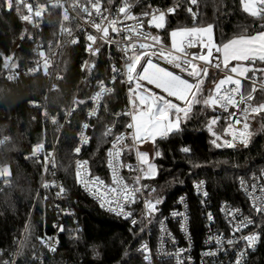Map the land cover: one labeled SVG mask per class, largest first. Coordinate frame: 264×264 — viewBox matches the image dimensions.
<instances>
[{
    "label": "trees",
    "instance_id": "16d2710c",
    "mask_svg": "<svg viewBox=\"0 0 264 264\" xmlns=\"http://www.w3.org/2000/svg\"><path fill=\"white\" fill-rule=\"evenodd\" d=\"M112 0H100L103 7H108ZM174 0H129L130 12L134 14L148 11L153 6H170ZM193 12L195 21L185 5L178 6L168 18L162 36L168 39L174 29L214 26V39L222 44L240 35H252L262 30L264 20L253 18L245 13L240 0H197ZM49 30L46 39L60 44V32L64 28L60 11L53 9L47 18ZM31 28L22 18V9L9 11L0 0V139L9 141L0 147V168L8 167L11 176L0 178V264L7 262L19 242L16 264H35L33 257L40 252L39 239L58 233L60 247L55 258L47 264H146L138 253V246L143 239L140 228H133L128 221L102 212L99 206L80 190L76 181V162L87 161L91 174L108 179L107 152L111 142L119 133H130L126 124L129 118L122 116L115 119L102 109L91 120L92 141L89 147L74 150L78 135L84 123L88 121L90 96L98 80L106 78L110 63L117 58L114 51L104 44L93 60L91 75L82 86L78 98L84 100L79 110L67 123L60 135L63 124V107L70 101L82 76V63L85 58V44L79 40L69 43L64 48L60 67L61 77L54 81L47 70L32 75L20 74L16 80H8L3 72L5 62L8 67H23L33 62ZM49 40V41H50ZM256 65L264 68V63ZM202 90L208 94L207 84ZM55 88L52 90V84ZM250 89L249 86H246ZM264 102V92L258 91L252 101ZM105 103L109 111L122 114L127 106L124 82L118 81ZM38 104L47 106L39 107ZM49 110L57 120L50 124L44 110ZM213 115L211 108L195 106L191 118L181 124V131L172 133L166 140L158 138L152 145L153 161L159 171L156 179H145L153 184L156 191L148 200L160 199L159 213L166 214L175 209L177 198L186 195L193 214L191 231L197 244L203 235L202 212L197 205L193 184L203 180L209 192V203L216 212L223 202L235 206H248L238 190L241 178L264 168V111L252 116L250 140L248 145L231 151H220L210 145V138L205 130L207 120ZM115 124V132L105 137V129ZM60 136V137H59ZM56 148L57 178L65 187L66 194L60 202L51 192L40 191L41 179L45 172V156L28 159L33 146L44 144L45 152ZM190 148L189 153L183 152ZM140 148V146H139ZM125 161H134L132 139L123 147ZM159 152L160 155H156ZM71 208L77 214L78 232L69 220L58 222L57 206ZM62 229V230H61ZM256 264H264V237L259 251L254 258ZM156 264H172L157 262Z\"/></svg>",
    "mask_w": 264,
    "mask_h": 264
},
{
    "label": "built area",
    "instance_id": "2783aa9c",
    "mask_svg": "<svg viewBox=\"0 0 264 264\" xmlns=\"http://www.w3.org/2000/svg\"><path fill=\"white\" fill-rule=\"evenodd\" d=\"M26 3L32 4L33 9L37 7V5L43 7L42 16L35 17L33 16V22L25 21L27 25L31 28V36L30 41L32 43V51H33V62L29 65L23 67H8L4 70L3 75L6 79H8L9 75L13 76V79L8 80H16L20 74L24 75H32L39 71H29V69H33L36 67L37 62L43 64L44 60L47 59L48 61V68L50 70V74L53 77L54 81L60 79V67L62 63V57L64 55V48H66L69 43H72L73 40L78 42L81 40L85 44V58L82 63V76L80 77V82L77 84V87L72 94L70 101L63 107L62 115H63V124L59 128L60 135L67 123H69L70 119L74 116V114L79 110L80 104H78L79 98L78 94L82 88V86L86 83V78L88 79L89 75H91L92 67H93V60L96 57V54L88 51V46L91 44L93 49L98 48L101 44H104L108 50L114 51L117 54V58L110 63V67L108 70V75L106 78L98 80L95 85V90L92 92L90 96V105L87 112L88 121L84 124H88V128L82 129L78 135L77 139V146L80 147L81 150L90 146L92 141V136L90 133L91 130V120L96 118L97 114L104 109L108 114L115 119V123L119 118L126 115H118L116 111L112 110L109 111L106 103L105 98L109 94H106L103 99L97 103L100 104L99 110L96 116L92 117L89 115L90 110L95 107V103L92 101V97L99 92L100 89V82H103L104 86L108 89H111L110 94L114 90V86L118 81L124 82L126 88V98H127V106L124 109V112L130 111L131 104L130 100L133 98L132 92L130 89L135 91L134 83H128L126 80V67H125V55H131V49L129 48L127 53L122 51V49L126 48L131 43H139L143 42L142 39H138L134 34L132 35L131 39L126 38L125 31H121L119 34L114 33L111 28H109V37L102 39L103 33L99 32L94 27V22L99 23L100 17L95 12V9H92L88 0H25ZM60 5L59 7H54L53 5ZM129 4V0H128ZM181 4L185 5L186 11L188 12V8L191 7L192 10L194 9L195 5L190 3V0H174V2L167 7L163 6H153L148 11L134 14L137 17H142L144 13H153L157 11L164 12L166 15V25L163 29H156L154 27L149 26L148 20L149 17L143 16L144 20V30L150 32L152 35L155 36H162V31L166 28L168 18L170 15L174 14V12H168V9L177 8ZM123 5V0H112L108 7L101 6V12L107 17L106 20L103 21V26H107L108 23L113 19L117 18L122 19L123 14L117 15V10L119 7ZM22 9V17L24 15H28V11L24 4L20 5ZM84 7H88L91 15L86 13L83 9ZM53 9H58L60 11L61 21L64 24V28L60 32V38L57 41H61L60 44H56L55 40L46 39L44 36L45 30H49L48 20L47 18L50 15V12ZM106 10V11H105ZM67 11L69 14V19L64 20V12ZM189 13V12H188ZM125 24L133 25L136 21H125ZM118 27H122L121 25H117ZM68 30V31H66ZM69 32L71 34H69ZM89 35H93L96 37L95 42L89 41L87 37ZM50 40V41H49ZM149 43H151L149 41ZM162 44L154 45L153 50H158ZM166 50H170V48L164 46ZM190 53H199L201 51L198 47H193L188 49ZM43 53V56L40 55ZM219 54L214 52V56ZM154 62L160 63L162 67H169L170 70L172 69L170 65H167L163 59H159L157 57H153ZM199 68H204V62L195 61ZM116 69L117 71H114ZM215 71L218 74H223L224 71L222 69H216L213 66H209L207 71ZM179 72V70H175ZM182 75L186 74L182 73ZM255 87L257 89L256 92L261 91V84L264 81H260L259 77L255 76ZM192 80V78L186 77ZM205 79V78H204ZM242 82L250 85H253V81L245 80L244 78L241 79ZM145 83L146 87L152 88L154 91L159 92L160 90L155 89L154 86H149ZM55 83L52 84V90L55 88ZM227 87V86H226ZM254 93V95L256 94ZM253 103V102H252ZM254 104V103H253ZM255 105V104H254ZM39 107L47 106L46 104H38ZM232 109H230L231 111ZM47 113V114H45ZM256 115L253 113L250 115L249 120L252 116ZM44 116H47L50 124L54 125L59 120H57L52 115H49V110H44ZM227 113L223 112V110L218 109L217 111H213V115L207 120L205 124V130L209 135L210 138V145L220 151H231L235 150L240 146H244L243 144L236 142L235 147H216L212 140L216 137L213 135L215 132L220 139L217 140V143H222L225 138L230 139L231 137L228 135L227 129V122L225 117ZM129 118V116H126ZM212 117H220L218 123L212 126V131H209L208 125ZM55 121V122H53ZM249 123V121H248ZM83 124V125H84ZM109 127V126H108ZM112 133L115 132V124L111 126ZM242 128L241 125H236L235 129ZM232 129L231 131H235ZM132 129H130V133H119L118 135L125 136V140L122 143V148L128 139H132L133 135ZM249 133H250V123H249ZM89 137L87 143L81 142V134ZM60 137V136H59ZM58 139L52 144V150L45 152L44 144H36L33 146L30 154L27 156L28 159H39L44 157L45 154H49L48 156V164H47V171L44 172V175L41 179L40 183V191L46 192H53L56 197L59 199L60 202L63 201V197L66 194V189L63 184L55 178V170L57 169V156H56V148L58 144ZM4 138V137H3ZM169 138V135L166 138H161V140H166ZM114 139V138H113ZM250 140V137H249ZM9 141H5L6 144ZM133 141V140H132ZM249 143V142H248ZM3 144V145H4ZM113 140L111 142L112 147ZM37 145H43L42 149L33 156V149ZM2 145H0L1 147ZM139 142L133 141L134 147V161H125L123 155L124 151H122L121 156L119 159L125 165H132L133 169H137L142 167L138 157L137 151L139 150ZM109 148V149H110ZM84 161V160H80ZM107 166H108V179H103L98 176H94L91 174L89 164L85 166V170L88 173V179L98 177L101 181L104 182V187L101 186H93L91 183L88 185V189L79 182L76 176L77 185L79 186L80 190L88 197L90 200L95 202L100 210L108 215L113 217L122 219L124 221H128L130 225L137 229L140 228L143 233V239L138 246V253L142 256V260L146 264H156L157 262H170L172 264H235V261L240 256L241 252H244L243 258L241 259V264H256L254 261L255 256L259 251V247L262 243L264 237V214H259L255 211L253 207V195L262 196L264 192H261L260 186L264 185V168L260 171L251 173L249 176L241 178L238 182V190L242 194L243 198L247 201L248 206H235L228 202H223L218 207V210L215 212L211 208V204L209 203V192L207 186L203 180L196 181L193 184V192L197 198V205L202 212L201 217L203 218V235L200 240V244H197L196 239L191 231V224L193 219V214L189 205V199L186 195H180L177 198L176 207L173 210H170L166 214H160L158 206L156 207V211H153L150 215L148 214V210L145 207V200H148L147 197L149 195H153L154 192L149 193L148 191L141 188V191L135 194V202L127 203L122 202L124 205V212H130V216H126L124 214H118V211H110L109 210V201H111V207L116 208L115 200L112 199L114 194L105 192V187H115L113 183V173L112 169L109 167V157L107 155ZM77 168V166H76ZM118 175L123 178L124 182L128 184L130 187L134 184L135 178L141 175L140 171L137 170H129L127 167L120 168L118 171ZM241 181L244 184H241ZM45 184L50 185L49 187H45ZM140 185H147L149 187H154L153 184H150L145 181V179L140 180ZM256 185L255 188L252 186ZM199 186V187H198ZM60 187L64 189L63 192H60ZM155 188V187H154ZM247 189V190H246ZM207 193L205 196L203 193ZM59 193V194H58ZM95 193V194H93ZM103 205V206H102ZM238 210V211H237ZM57 216L58 222H62L64 220H69L72 222L74 226H76L73 231H77L78 226V218L75 211H73L69 207L65 206H57ZM242 217L250 218L254 221L253 224L249 225L247 228L242 229L241 231H235V226L239 224L240 219ZM135 220V223L133 221ZM253 233H259L260 238L255 243V246L252 248H247L245 242L241 237L247 236ZM223 238L222 244H216L215 240ZM228 240H233V244H228ZM39 248L41 249L40 252L33 257V262L35 264H47L50 259L56 257L58 249L60 247V240L58 237V233L52 236L41 237L39 240ZM238 241V242H236ZM22 244V240L19 242L17 249L11 255V258L7 261L8 264H16L17 257L19 254V250ZM212 251L215 255L212 256H205L204 253L206 251ZM260 264V263H259Z\"/></svg>",
    "mask_w": 264,
    "mask_h": 264
},
{
    "label": "snow or ice",
    "instance_id": "6c2138e0",
    "mask_svg": "<svg viewBox=\"0 0 264 264\" xmlns=\"http://www.w3.org/2000/svg\"><path fill=\"white\" fill-rule=\"evenodd\" d=\"M92 9L100 17L99 23L94 22V27L97 31L103 33L102 39L109 37V28L114 33L119 34L121 31H125L126 38L131 39L134 34L138 39H142L143 42L131 43L126 48L122 49L127 53L128 49H131V55H125V67H126V80L128 83H134L135 91L130 89L133 98L130 100V111L122 113L130 117V122L126 124V128L132 129V140L135 141H148L155 142L157 136L166 138L171 133H178L181 131V124L186 123L191 118L193 109L199 105L201 108H211L212 111L218 109L227 113L225 120L227 122L228 135L230 139L225 138L222 143H217L220 139L215 132L213 135L216 137L212 140V143L216 147H235L236 142L243 144L245 147L249 142V117L251 114L264 111V102L253 104L254 93L257 91L255 87V73L260 72L262 74L261 79H264V68H256V62L264 63V25H261L262 30L252 35H240L228 40L222 44H215L213 40L214 26L208 24L207 26H193L184 27L170 32L171 49L166 50L164 46H161L158 50H153L154 45L162 44L159 36L152 35L150 32L144 30L143 16L149 17L148 24L156 29H163L166 25V15L164 12L157 11L153 13H144L142 17H137L130 12L128 0H123V5L118 8L117 15L123 14L122 19L113 18L107 26H103V21L107 17L101 12L100 0H88ZM192 5L197 4V0H190ZM21 4H24L28 11V15H24L22 18L25 21L33 22V16L41 17L43 7L37 5L35 10L32 4H28L25 0H3V6L5 9L11 11L14 9L19 10ZM242 10L253 18L264 20V0H240ZM59 7L60 5H53ZM86 13L91 15L88 7L83 9ZM106 11V10H105ZM175 8L168 9V12H174ZM188 12L191 13L193 20L197 18V13L193 12L192 8H188ZM64 20L69 19L67 11L64 12ZM125 21H136L133 25L125 24ZM122 27H118L117 25ZM68 31V30H66ZM69 34H71L69 32ZM89 41L95 42L96 37L89 35L87 37ZM149 41L151 43H149ZM76 41L73 40V43ZM106 42H110L107 41ZM198 47L201 49L199 53H190L188 49ZM88 51L96 54L99 49H93L91 44L88 46ZM214 52L220 55L214 56ZM43 56V53H40ZM163 59L169 67H162L160 63L154 62L153 57ZM195 61L204 62V68H199ZM231 61H245L249 62V66H232L229 68ZM213 66L216 69H226V73L223 79L218 82L213 81L214 88L208 91L205 96L202 90L204 84V78L208 75V67ZM4 68H8L7 62L4 64ZM43 69L47 74L48 61L44 60L43 64L37 62V65L29 71H39ZM114 71H117L114 69ZM252 72L253 76H247V73ZM182 73L186 74L182 75ZM233 74H236L235 76ZM240 77L245 80L253 81V85L250 89L242 91V81ZM8 79H13L12 75L8 76ZM149 86H154L159 92L154 91L150 87H146L145 83ZM227 85V87H225ZM100 91L96 93L91 99L95 103L89 115L96 116L100 104L97 103L103 99L106 94H110L111 89L104 86L103 82H100ZM260 90L264 92V83L261 84ZM84 100L78 101V104H84ZM230 109H232L230 111ZM47 114V113H45ZM121 115V114H118ZM220 117H212L208 125L209 131H212V126L218 123ZM55 122V121H53ZM242 128L235 129L236 125H241ZM86 129L88 124H84ZM235 129V131H231ZM112 134V128L107 127L102 133L107 137ZM9 138L4 137L0 139V145H3ZM81 142L87 143L89 137L81 134ZM125 140V136H114L112 147L108 150L107 155L109 157V167L113 173V183L115 187H105V192L114 194L112 199L115 200L116 208L111 207V201H109V210L118 211V214H124L130 216L131 213H125L122 202L133 203L135 202V194L141 191V188L149 193L155 192L154 187L147 185H140L141 179H156L160 174L156 165L149 161L148 154L145 152L137 151V157L141 165L137 169H133L132 165H125L119 159L122 154V143ZM43 145H37L33 149V156H35L42 149ZM80 147L75 148V152H80ZM185 153L190 152V148L184 147L181 149ZM156 155H160L159 152ZM49 154H45V171H47ZM87 161H77L76 176L80 183H82L86 189L91 183L93 186L104 187V182L98 177L88 179V173L85 170ZM127 167L129 170H137L141 172L140 176L135 178L134 184L130 187L126 184L122 177L118 175L120 168ZM11 176L9 168H0V178L7 180ZM243 185L244 182L241 181ZM50 185L45 184V187ZM199 187V186H198ZM253 188L256 185L252 186ZM247 190V189H246ZM264 192V185L259 189ZM64 189L60 187V192ZM59 194V193H58ZM95 194V193H93ZM205 196L207 193H203ZM253 207L259 214H264V195H253ZM161 203L160 199L145 200V207L150 215L153 211H156V205ZM103 206V205H102ZM238 211V210H237ZM135 223V220L133 221ZM254 221L247 217H242L239 224L235 226V231L239 232ZM62 230V229H61ZM260 234L253 233L247 236L241 237L245 242L247 248H252L259 240ZM223 238L215 240L216 244H222ZM238 242V241H236ZM228 244H233V240H228ZM205 256L215 255L212 251H206ZM244 252L240 253V256L235 261V264H241ZM8 264V262H4Z\"/></svg>",
    "mask_w": 264,
    "mask_h": 264
},
{
    "label": "rangeland",
    "instance_id": "374dc122",
    "mask_svg": "<svg viewBox=\"0 0 264 264\" xmlns=\"http://www.w3.org/2000/svg\"><path fill=\"white\" fill-rule=\"evenodd\" d=\"M180 29V28H179ZM174 30H177V29H174ZM173 31V30H172ZM160 38H161V41H162V45H164V46H166V47H168V48H170L171 49V39H170V34H169V36H168V39H166V38H164V36H159ZM213 40H214V43L215 44H217L216 42H215V39H214V32H213ZM202 62V61H201ZM245 62V61H244ZM225 70V69H224ZM211 72L212 73H214L215 74V72H213V71H211V70H209L208 71V75H207V77L208 76H210L211 75ZM226 72H224L223 74H225ZM224 76L225 75H220V78H219V80L220 79H223L224 78ZM218 80V81H219ZM217 81V82H218ZM172 134V133H171ZM170 135V134H169ZM158 138H160L159 136H157L156 138H155V141L158 139ZM139 142V145H140V148H139V152H145V153H147L148 154V157H149V161L151 162V163H154V161H153V153L151 152L152 151V145L155 143H153L152 142V140H148V141H144V142H140V141H138ZM155 164V163H154ZM142 167H144L143 165H141ZM5 168V167H4ZM8 168V167H7ZM158 205H156V207H157Z\"/></svg>",
    "mask_w": 264,
    "mask_h": 264
},
{
    "label": "crops",
    "instance_id": "0c3cea01",
    "mask_svg": "<svg viewBox=\"0 0 264 264\" xmlns=\"http://www.w3.org/2000/svg\"><path fill=\"white\" fill-rule=\"evenodd\" d=\"M219 55H220V54H219ZM257 62H259V61H257ZM257 62H256V63H257ZM236 65H240V66H249V62H244V61H239V62H238V61H231L230 64H229V68L232 67V66H236ZM255 67H256V68H263V67H260V66H258V65H255ZM222 70H223L224 72L227 71L226 69H225V70L222 69ZM213 72H215V71H213ZM220 75H225V74H218L217 72H215V74H214V73L211 72V75H210V76L205 77L204 82H206V81H208V79H210V80H209L210 83L207 84V89H208V90L214 88L213 81H218L219 78H220ZM233 75L235 76L236 74H233ZM247 76L251 77V76H253V73H252V72H249V73H247ZM255 76L259 77V80H260V81H264V79H261L262 74H261L260 72H256V73H255ZM240 79H243V77H240ZM202 86H203V85H202ZM226 86H227V85H226ZM226 86H225V87H226ZM246 86H249V87H250V85H248V84L242 82V91L245 90V89H247ZM250 88H251V87H250Z\"/></svg>",
    "mask_w": 264,
    "mask_h": 264
}]
</instances>
